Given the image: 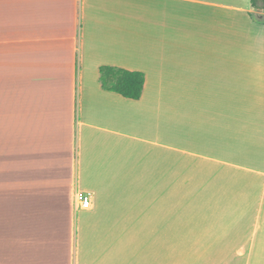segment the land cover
<instances>
[{
	"label": "crops",
	"instance_id": "obj_1",
	"mask_svg": "<svg viewBox=\"0 0 264 264\" xmlns=\"http://www.w3.org/2000/svg\"><path fill=\"white\" fill-rule=\"evenodd\" d=\"M0 264H264V11L0 0Z\"/></svg>",
	"mask_w": 264,
	"mask_h": 264
},
{
	"label": "trees",
	"instance_id": "obj_2",
	"mask_svg": "<svg viewBox=\"0 0 264 264\" xmlns=\"http://www.w3.org/2000/svg\"><path fill=\"white\" fill-rule=\"evenodd\" d=\"M250 4L264 11V0H250ZM99 82L101 88L106 91L127 99L138 100L143 89L144 75L141 72L102 66L99 68Z\"/></svg>",
	"mask_w": 264,
	"mask_h": 264
},
{
	"label": "built area",
	"instance_id": "obj_3",
	"mask_svg": "<svg viewBox=\"0 0 264 264\" xmlns=\"http://www.w3.org/2000/svg\"><path fill=\"white\" fill-rule=\"evenodd\" d=\"M91 204V199L88 196V194L77 191L74 194V205L76 208L86 210L87 208L90 207Z\"/></svg>",
	"mask_w": 264,
	"mask_h": 264
}]
</instances>
